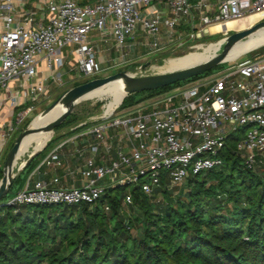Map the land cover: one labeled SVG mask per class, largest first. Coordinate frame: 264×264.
<instances>
[{"label": "built area", "instance_id": "built-area-1", "mask_svg": "<svg viewBox=\"0 0 264 264\" xmlns=\"http://www.w3.org/2000/svg\"><path fill=\"white\" fill-rule=\"evenodd\" d=\"M257 12L264 13V0H0V88L18 81L38 102L47 95L49 84L60 87L68 82L70 76L62 72L66 48L71 47L76 59L78 79L100 75L103 65L93 36L105 42L111 36L114 47L124 49L143 32L147 45L158 51L165 47L159 42L162 23L169 39L177 37L182 44L185 37H201L213 25ZM183 21L192 30L181 32ZM41 61L45 81H33ZM10 99L17 102L15 96ZM35 109L28 105L16 122L0 129V161L13 134ZM110 129L122 131L118 158L98 164L95 156L102 145L108 146ZM88 131L96 141L87 147L92 156L85 159L81 185H49L30 176L0 206L93 204L108 187L129 185H139L152 197L162 181H170V188L180 187L190 177L222 166L231 136H236V151L250 168L264 166V53L180 86L150 109L112 110ZM70 140L53 148L43 163L63 165L60 149ZM123 201L132 204V193L127 192Z\"/></svg>", "mask_w": 264, "mask_h": 264}, {"label": "trees", "instance_id": "trees-1", "mask_svg": "<svg viewBox=\"0 0 264 264\" xmlns=\"http://www.w3.org/2000/svg\"><path fill=\"white\" fill-rule=\"evenodd\" d=\"M200 76L143 92L154 95ZM133 102L125 98L122 106ZM235 138L224 164L190 177L180 196L162 181L158 204L135 185L108 187L93 204L1 205L0 264H264V166L250 168ZM48 147L16 173L3 200ZM127 192L130 205L123 201Z\"/></svg>", "mask_w": 264, "mask_h": 264}, {"label": "rangeland", "instance_id": "rangeland-1", "mask_svg": "<svg viewBox=\"0 0 264 264\" xmlns=\"http://www.w3.org/2000/svg\"><path fill=\"white\" fill-rule=\"evenodd\" d=\"M258 13H262V12H258ZM258 13H255V14H258ZM252 15L253 14H250L248 17L244 19L237 20V22H240V23L246 22L248 18ZM263 16H264V13H262L261 18H259L252 24L248 25L246 28L256 24L257 22L263 21L264 20ZM190 30H192L191 27H185V32H189ZM212 31L210 27L209 31L201 37H198V38L197 37L195 38L185 37L184 40L186 41H184V43L182 44H180V40L178 39H175V41L170 44H167L168 42L163 41L161 45L165 47L158 51H155L154 48H151L149 46H146L144 48L141 45L136 48H134L135 46L134 47L127 46L124 49H119L116 47H111L110 44L102 45L100 43L97 46L98 53L104 58H106V60L102 62L103 71L100 73L98 77L109 76V75H112L114 73L121 72V71L128 72L135 76L158 74V73L163 72L161 68L162 66H164V64H166L167 60H169L170 58L181 57L189 53L204 52L205 49L218 47L219 48L218 52L213 55L215 56L216 54L220 53L224 49L230 35L238 30H227L224 28L220 31H215L212 28ZM261 35L264 36V28L261 30H258L255 34L246 38L245 40H248L255 36H261ZM64 51L68 54V58L65 61V66L63 67L62 72L65 76L69 75L73 77L78 73L79 67L76 63V59L74 55L72 54L71 47L64 49ZM110 53L117 56V58L113 60L115 63L114 62L112 63V61L108 62V60L112 58ZM261 53H264V43H262L258 47H254L250 50L239 53L238 54L239 56L237 55L232 59L225 60L224 62L220 63L216 67L212 68L213 70L211 69L212 72L209 74H204L205 73L204 72L200 74L202 75L200 77L184 82L181 85L171 87L162 92L155 93L154 95L146 94L143 91H139V92H129L128 91L126 92L124 98L120 101V103L116 105L115 107H112L111 109H109V105L112 104V102H114V96H112L110 92L102 93V92H106V91H102L95 97H92V98L87 97L83 99L82 101H80L74 107V109L68 114V116L62 122H60V124H58L53 130H51L52 131L51 138L47 141V143L45 144V147L48 144L49 146H51L52 143L57 141L59 138L73 133L75 130L79 129L80 127L91 126L92 124L99 121L100 118L104 114H107L108 112L112 110H115V111H121L123 109L135 110L139 108L150 109L153 106V103L155 101L162 99L169 93L177 91L178 87L184 86L186 84H190L192 82H195L198 79L207 77L209 75L217 74L223 69L228 68L230 65L244 63L246 61H249L253 59L255 55H259ZM41 68L45 71V67L43 68L42 66ZM43 75H46V71L44 72V74H41L40 76H43ZM33 81H36V78H34ZM66 82L67 83H65L63 86H60V87L49 84L47 95L41 97V99L37 102L36 109L30 113L28 118L23 122L24 124L23 123L21 124L22 127L21 126L20 127L22 130H24L27 127H36L40 125L39 119L46 112L45 110H47L52 104H55L56 106L62 100V98H64V96L70 89L86 81L85 79L67 78ZM109 86L110 84L105 86L104 90H107ZM128 97L133 98L134 102L130 106L123 107L122 103L125 100V98H128ZM158 107H161V106H157V108ZM243 136L244 135H241L240 138H243ZM235 144H237V141H235ZM22 148L23 149L20 150L17 161H16V166L13 172L14 175H16L18 168L25 161V159H27L29 155L35 151L34 144L32 142H30L29 144H27L26 146ZM8 151L6 152V154L2 157V160L0 161V167L2 168V170H3L4 162H5ZM18 186L19 185L15 186L14 189L16 190ZM166 186L169 187L168 189L172 191L174 196H180L185 191V187L179 188V186H176L174 188H170V181L168 180L166 181ZM132 188H133L132 185H129L126 187V189L129 191ZM157 192L152 195V200H154L153 202H155V204H158V202L161 203L163 201L162 196ZM8 199L9 198L4 199V200L2 199L3 201L0 200V204L3 202H6Z\"/></svg>", "mask_w": 264, "mask_h": 264}, {"label": "crops", "instance_id": "crops-1", "mask_svg": "<svg viewBox=\"0 0 264 264\" xmlns=\"http://www.w3.org/2000/svg\"><path fill=\"white\" fill-rule=\"evenodd\" d=\"M89 1V0H85ZM161 8H165L164 5L161 6ZM166 16L170 15V9L168 8L165 13ZM185 27L187 25L185 24V21L181 24L179 30L181 32H185ZM93 43L97 49L98 44H110L111 47H114V41L111 36L108 37V42H105L101 39L99 36H93ZM177 39V37L173 38V42ZM163 41L168 42L167 44L172 43V41L169 39V37L166 35V29L165 25L161 24V35L159 42L162 43ZM149 40L147 38V35L143 32L138 33L136 39L132 41L129 45L135 46L134 48L138 46H142L143 48L148 46ZM110 50V49H109ZM98 51V50H97ZM113 53V52H111ZM110 60L108 62L112 63L117 58V56L111 54ZM125 56V55H124ZM98 59L100 62H103L106 60L103 56H101L98 53ZM44 63L41 61L40 63V73L36 77V80H44L45 76H40L41 74H44V70L41 68ZM72 70V68H71ZM69 76V75H67ZM66 76V77H67ZM79 71L78 73L71 77L72 79H78ZM76 77V78H75ZM49 81L46 80V83ZM11 96L17 97V102L12 103V100L10 99ZM34 104L37 105V102H33L31 95L29 94L28 87L21 86L20 82L18 81H12L10 83L9 88H0V129L6 128L5 125L10 122H16L18 113L21 112L24 108H26L28 105ZM98 123V121L96 122ZM94 123V124H96ZM24 124V123H23ZM21 126V125H20ZM19 126L18 130L13 134L12 139L15 137V135L21 130V127ZM88 127H80L79 129L75 130L73 133L68 134L67 136L59 138L57 141L53 142L51 146L47 148V150L43 153L42 156H40L36 161L34 166L30 169V171L27 173L26 179L30 176L33 180H43L49 185H58V186H64V187H72V186H79L83 182L82 180V171L85 166V159L92 156L91 152L87 150V147L89 144L94 143L96 140L94 139V136L89 133ZM121 130H114L110 129L107 131V135L109 137V140L107 142L108 146L102 145L100 147L99 152L95 156L96 162L98 164H108L111 161H114L118 158V147L120 146V138H121ZM71 138L70 142L67 143L65 146H63L60 149V154L62 157L63 165L57 167V166H49L46 163H43V160L47 157V155L50 153V151L55 148L58 144H60L63 140L67 138ZM11 139V141H12ZM10 141V142H11ZM110 147V148H107ZM80 151H83V155L81 156L79 153ZM124 152H128L127 149H124ZM31 155V154H30ZM29 155V157H30ZM25 159V161L20 165L18 168V171H21L24 169L26 164L33 158ZM123 169L125 167H122ZM59 178V182L55 183L54 179ZM25 179V180H26ZM25 182V181H24ZM22 186V185H21ZM21 186H19L17 189H19Z\"/></svg>", "mask_w": 264, "mask_h": 264}, {"label": "water", "instance_id": "water-1", "mask_svg": "<svg viewBox=\"0 0 264 264\" xmlns=\"http://www.w3.org/2000/svg\"><path fill=\"white\" fill-rule=\"evenodd\" d=\"M262 28H264V20L257 22L256 24L248 28L235 31L230 35L224 49L220 53L216 54L215 56L204 62L192 66L181 67L166 70L158 74L142 76H135L128 72L121 71L109 76L93 78L70 89L66 93L64 98H62L65 99L68 96H71L68 100L67 106L61 113H59L56 117H54L42 126L25 128L24 130L20 131V133L16 137L13 146L10 148L6 155V159L4 162L3 176L0 179V200H2L3 197L9 193L10 188L12 186L13 179L15 177L13 172L16 166L17 157L23 140L33 132L53 130L58 124H60V122H62L68 116V114L80 101L87 98V96L96 89L103 87L109 84L110 82L122 80L127 88V92H139L153 90L187 80L194 76L200 75L206 71H209L220 63L224 62L226 60V55L236 43L246 39L251 34L255 33L256 31ZM54 106L55 104H52L47 110L52 109ZM44 147L45 145L42 148L36 149L33 153H31L29 159L37 155L40 151L44 149Z\"/></svg>", "mask_w": 264, "mask_h": 264}, {"label": "bare ground", "instance_id": "bare-ground-1", "mask_svg": "<svg viewBox=\"0 0 264 264\" xmlns=\"http://www.w3.org/2000/svg\"><path fill=\"white\" fill-rule=\"evenodd\" d=\"M262 13H258V14L254 13L252 16H250L248 18V20L246 22H243V23L237 22V20H229L226 23H224L223 25H220V24L213 25L211 27V31H212V28L215 31H220L224 28L227 30H242V29L246 28L248 25L255 22L256 20H258L259 18H261ZM212 32H214V31H212ZM255 33H253V34H255ZM253 34H251L250 36H252ZM262 43H264V36L263 35L255 36V37H252V38L245 40V41L241 40L240 42L236 43L230 49V51L226 55V60L234 58L239 53L245 52V51L250 50L254 47H258ZM218 50H219L218 47L217 48H208V49H205L204 52L189 53V54L181 56V57L170 58L169 60H167L166 64H164V66H162L161 70H163V71L164 70H171V69H176V68H181V67L192 66V65L204 62V61L212 58V56L215 53H217ZM109 84H110L109 88L107 90H104V87L109 85ZM109 84L96 89L95 91L90 93L87 97H89V98L95 97L96 95H98L102 91H106V92H102V93L110 92L112 94V96H114V102H112V104L109 105V109H111L112 107H115L124 98V96L127 92V88L124 85L122 80H116V81L110 82ZM70 97L71 96H68L67 98L62 99L56 106H54L52 109L46 111L39 119L40 125H38L36 127L44 125L45 123L49 122L51 119L56 117L59 113H61L65 109V107L67 106L68 100ZM51 134H52V131H44V130L33 132V133L29 134L23 140L22 145L20 147V150L23 149L22 147L26 146L30 142H32L34 144L35 150L42 148L47 143V141L51 138Z\"/></svg>", "mask_w": 264, "mask_h": 264}]
</instances>
